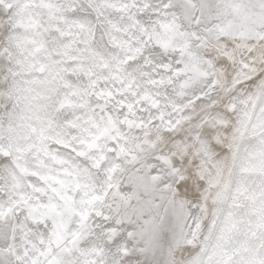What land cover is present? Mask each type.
<instances>
[{"label":"snow or ice","instance_id":"snow-or-ice-1","mask_svg":"<svg viewBox=\"0 0 264 264\" xmlns=\"http://www.w3.org/2000/svg\"><path fill=\"white\" fill-rule=\"evenodd\" d=\"M0 264H264V0H0Z\"/></svg>","mask_w":264,"mask_h":264}]
</instances>
